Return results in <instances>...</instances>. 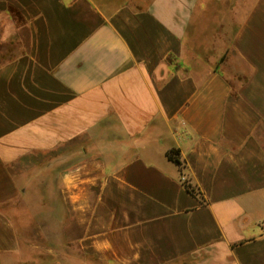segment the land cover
Segmentation results:
<instances>
[{"label": "crops", "instance_id": "obj_1", "mask_svg": "<svg viewBox=\"0 0 264 264\" xmlns=\"http://www.w3.org/2000/svg\"><path fill=\"white\" fill-rule=\"evenodd\" d=\"M262 127L264 0H0V254L45 167L97 264H264Z\"/></svg>", "mask_w": 264, "mask_h": 264}, {"label": "rangeland", "instance_id": "obj_2", "mask_svg": "<svg viewBox=\"0 0 264 264\" xmlns=\"http://www.w3.org/2000/svg\"><path fill=\"white\" fill-rule=\"evenodd\" d=\"M40 169L38 177H28L22 198L2 206L16 224L22 247L0 254V264H97L63 239L57 170Z\"/></svg>", "mask_w": 264, "mask_h": 264}, {"label": "trees", "instance_id": "obj_3", "mask_svg": "<svg viewBox=\"0 0 264 264\" xmlns=\"http://www.w3.org/2000/svg\"><path fill=\"white\" fill-rule=\"evenodd\" d=\"M166 156L168 157V159L172 162H174L176 165L180 166L182 165V162L179 158V150L177 148H171L166 152ZM186 190L192 194L193 196H201V201H203L202 195H201V191L198 187L193 186L191 183H189L188 181L183 182Z\"/></svg>", "mask_w": 264, "mask_h": 264}, {"label": "built area", "instance_id": "obj_4", "mask_svg": "<svg viewBox=\"0 0 264 264\" xmlns=\"http://www.w3.org/2000/svg\"><path fill=\"white\" fill-rule=\"evenodd\" d=\"M181 180H182V182H186L187 181V178L184 175H182L181 176Z\"/></svg>", "mask_w": 264, "mask_h": 264}]
</instances>
